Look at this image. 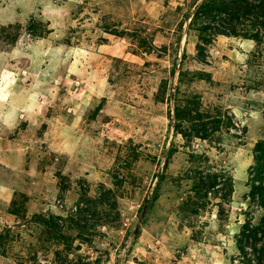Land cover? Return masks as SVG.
<instances>
[{
  "label": "rangeland",
  "instance_id": "obj_1",
  "mask_svg": "<svg viewBox=\"0 0 264 264\" xmlns=\"http://www.w3.org/2000/svg\"><path fill=\"white\" fill-rule=\"evenodd\" d=\"M213 1L0 0V264H264V0Z\"/></svg>",
  "mask_w": 264,
  "mask_h": 264
},
{
  "label": "trees",
  "instance_id": "obj_2",
  "mask_svg": "<svg viewBox=\"0 0 264 264\" xmlns=\"http://www.w3.org/2000/svg\"><path fill=\"white\" fill-rule=\"evenodd\" d=\"M216 1L218 2V4L222 5V3H223L224 0H221V1L220 0H216ZM212 3L215 4V2L213 0H212ZM234 4H235V0H229V1H227L228 8L231 6L230 8L233 9ZM199 7H201V6H199ZM199 7H198V9H199ZM245 7H246V5H245ZM239 10H241L240 7H239ZM195 13L196 12H194V14Z\"/></svg>",
  "mask_w": 264,
  "mask_h": 264
}]
</instances>
